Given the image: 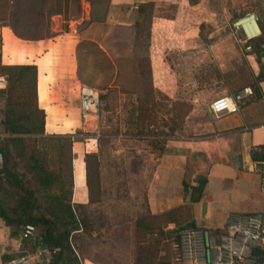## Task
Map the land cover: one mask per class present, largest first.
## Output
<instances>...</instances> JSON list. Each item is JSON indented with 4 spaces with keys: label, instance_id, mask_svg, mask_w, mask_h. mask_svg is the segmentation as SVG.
<instances>
[{
    "label": "crops",
    "instance_id": "obj_1",
    "mask_svg": "<svg viewBox=\"0 0 264 264\" xmlns=\"http://www.w3.org/2000/svg\"><path fill=\"white\" fill-rule=\"evenodd\" d=\"M241 1L199 0L191 4L189 0H64L63 10L49 17L47 32L52 31L54 16L61 17L65 31L60 29V33L40 40H23L9 26L2 27L1 63L33 65L37 69V106L45 114L44 135L70 139L72 204L84 207L87 221V231L81 229L74 234L73 264H105L90 256L81 243L82 235L92 236L95 232L88 212L93 203L89 170L99 161V119L83 123L77 94L81 81L75 48L82 40L97 43L112 60L115 75L110 91L132 92L140 102L142 85L137 61L149 57L156 100L160 95L166 98L164 102L193 106L184 118L197 122L190 136H172L158 156L149 150V158L132 162L145 201V214L135 219L134 233L149 234L138 232L136 221L189 203L192 190L199 184V201L189 203L192 224L209 237L224 230L232 213L264 216V192L260 188L264 167L251 159V150L264 145V50L257 55L253 48L245 49L261 36L257 21L253 22L257 28L253 26L254 30L242 20L255 32L251 39H245L233 26L237 20L254 14L246 11ZM151 2L155 7L148 37L138 8ZM201 25L205 26L202 31ZM246 87L251 88L252 95L238 101L237 112L218 118L212 114V101ZM201 104L206 105L205 112L198 116L194 111ZM99 184L108 195V184L102 179ZM167 226L175 227L171 223ZM19 241V235L11 237L9 227L0 219V264H7L19 254ZM25 247L30 249L27 243Z\"/></svg>",
    "mask_w": 264,
    "mask_h": 264
},
{
    "label": "trees",
    "instance_id": "obj_2",
    "mask_svg": "<svg viewBox=\"0 0 264 264\" xmlns=\"http://www.w3.org/2000/svg\"><path fill=\"white\" fill-rule=\"evenodd\" d=\"M54 0H0V24L9 26L13 34L23 40H40L45 37L44 28L52 12ZM196 4L199 0H189ZM155 3L139 6L147 25L150 37ZM261 36L251 46L258 55L264 50V23H259ZM205 26L201 25L200 30ZM78 79L99 91H110L115 74V66L107 53L92 41L82 40L75 48ZM137 68L142 85L141 105L137 124L143 133L146 124L156 121V94L152 82L151 62L149 57L139 58ZM0 75L6 76L7 86L0 90V128L5 135L0 138V152L3 167L0 170V219L10 229V236L17 237L26 224L35 226L36 234L43 237L53 251L51 264H73L74 234L82 229L86 232L87 221L84 207L72 204L71 179H65L61 166L53 168L54 156L63 155V142L70 139L63 136L44 135L45 114L34 104L25 103L23 110L15 105L13 94L20 86L30 85L36 89L37 69L35 66L4 65L0 61ZM106 95L100 94V100ZM183 106L181 122L190 111V105ZM177 116L180 118L179 114ZM172 121V120H171ZM175 121V119H174ZM176 126H169L170 135ZM158 146L159 144L156 143ZM163 149L162 147L160 148ZM251 159L258 167H264V145L251 150ZM264 170V169H263ZM188 190V186H184ZM202 185L192 190L189 203L199 201ZM173 207L159 214H148L136 221L138 232L160 234L163 240L175 239L180 229L193 221L190 204ZM174 228L164 230L168 224ZM195 227V226H193ZM30 249L33 244H28ZM137 264H171L159 255L154 256L145 250Z\"/></svg>",
    "mask_w": 264,
    "mask_h": 264
},
{
    "label": "rangeland",
    "instance_id": "obj_3",
    "mask_svg": "<svg viewBox=\"0 0 264 264\" xmlns=\"http://www.w3.org/2000/svg\"><path fill=\"white\" fill-rule=\"evenodd\" d=\"M63 2L64 0H54L52 12L62 11ZM241 4L246 11L256 15L258 25L264 23V0H242ZM60 19L61 17L57 16L51 19L52 31L48 33L45 26V35L52 36L60 33V29L66 30L65 23H61ZM100 92L106 97L101 100L97 129L99 161L96 166L93 163L89 170L93 203L88 206V212L91 213L90 225L95 232L92 236L82 235L81 243L86 246L90 256L102 260L105 264H135L142 258L145 250L173 264L178 253L175 246L179 241L178 234L173 240H163L158 232L137 234L133 231L135 219L140 214H145L142 212L145 201L142 199V186L136 183L132 162L149 158L147 157L149 150L158 156L160 148H163L170 137L183 134L190 136L191 127L197 122L191 119L187 121L183 119L181 122L185 108L164 102L166 98L159 95L156 109L149 113L155 114L156 121L147 123L146 130L141 133L137 124L141 101L137 103L132 92L127 93L121 89ZM13 97L14 104H18L20 110L25 108V103L37 102L36 89L30 85L18 87ZM208 99L209 97L205 100ZM2 107L3 103H0V109ZM205 107V104L198 105L194 114L203 115ZM192 108L190 105V111ZM173 124L176 129L170 135L169 126ZM62 144L63 155L54 156L51 166L53 168L61 166L65 179L69 181L71 154L68 143ZM101 179L108 184L107 188L110 189L108 195L105 194L106 190L101 191L99 184ZM202 214L207 216L208 212ZM164 230L170 229L166 226Z\"/></svg>",
    "mask_w": 264,
    "mask_h": 264
},
{
    "label": "built area",
    "instance_id": "obj_4",
    "mask_svg": "<svg viewBox=\"0 0 264 264\" xmlns=\"http://www.w3.org/2000/svg\"><path fill=\"white\" fill-rule=\"evenodd\" d=\"M251 17L256 23L254 14H248L233 23L240 29L245 39L254 37L255 32L247 29L240 21ZM2 26L0 25V56L2 55ZM246 50H250L248 45ZM7 86L6 76L0 75V90ZM81 120L90 124L99 119L100 91L83 82L77 87ZM252 95L249 87L243 88L232 96L215 99L209 105L212 114L220 117L223 114L239 110L238 101ZM5 135L0 128V138ZM3 167V156L0 152V170ZM260 188L264 192V174L261 176ZM179 241L175 245L178 251L174 264H258V258L264 255V216L260 213L237 212L230 215L224 230L217 236L209 237L197 228L180 229ZM213 239V245L211 240ZM19 254L7 264H51L53 251L47 246L42 236L36 234L35 226L26 224L19 234ZM33 244V249L25 247ZM23 247V249H22ZM25 247V248H24ZM214 254V256H213Z\"/></svg>",
    "mask_w": 264,
    "mask_h": 264
},
{
    "label": "water",
    "instance_id": "obj_5",
    "mask_svg": "<svg viewBox=\"0 0 264 264\" xmlns=\"http://www.w3.org/2000/svg\"><path fill=\"white\" fill-rule=\"evenodd\" d=\"M202 183H203V180H202ZM192 227H193V224L191 222H189L185 226H183L181 229L192 228ZM211 245H213V239L211 240ZM213 256H214V254H213ZM258 264H264V255H262L258 258Z\"/></svg>",
    "mask_w": 264,
    "mask_h": 264
},
{
    "label": "bare ground",
    "instance_id": "obj_6",
    "mask_svg": "<svg viewBox=\"0 0 264 264\" xmlns=\"http://www.w3.org/2000/svg\"><path fill=\"white\" fill-rule=\"evenodd\" d=\"M243 21H244L245 24H248L250 28L251 27L253 28V26L256 28L255 24L253 23V21L251 19H246V20H243ZM243 21H240V23H242ZM256 30H257V28H256Z\"/></svg>",
    "mask_w": 264,
    "mask_h": 264
}]
</instances>
